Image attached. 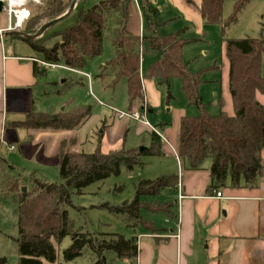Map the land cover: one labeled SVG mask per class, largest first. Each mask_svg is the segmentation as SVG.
Returning a JSON list of instances; mask_svg holds the SVG:
<instances>
[{
	"label": "trees",
	"instance_id": "obj_1",
	"mask_svg": "<svg viewBox=\"0 0 264 264\" xmlns=\"http://www.w3.org/2000/svg\"><path fill=\"white\" fill-rule=\"evenodd\" d=\"M41 13L30 17L21 32L34 35L44 24L64 15L72 0H41ZM132 0H100L89 9H80L73 26L61 32L50 33L48 28L38 39L26 40L37 59L47 65H59L71 70H82L87 61L101 55L102 42L109 18V10L118 11L115 34L110 37L114 55L107 63L115 71L110 83L115 86L120 78L126 79V97L129 109L140 102L146 109L142 94L144 78L157 81L169 89L170 81L180 80L181 91L188 106H195L199 114L182 116L179 120L177 157L186 163L188 170H201L209 165L210 188L216 190L228 181L231 187L249 186L263 175L260 154L264 150V104L256 94L264 95V77L261 66L264 61V22L258 38L244 37L228 39L225 30L236 24L238 15L250 0H234L227 18L222 16L224 0H201L200 14L207 25H218L221 31L223 55L228 62V92L233 114L224 111V102L217 101L219 113L211 115L205 111L200 96L201 72L192 73L188 63L182 59L183 47L193 40L182 39L179 33L159 35V22L147 3L142 5L147 34L135 37L128 33L129 6ZM190 2L189 0H187ZM79 0L77 1V3ZM48 37L59 38L52 45L45 44ZM145 57H155L147 71L141 74L140 64ZM36 77L45 74V67L33 65ZM99 78L104 79L103 71ZM171 95L167 92L166 100ZM90 108L74 107L56 114L27 113L23 120L11 123L15 128L71 131L80 127L89 117ZM162 123L155 126L161 127ZM101 139V136H99ZM98 139L92 153H71L73 146L61 142L59 145L60 183H49L31 176V190L23 196L19 191L17 202V264L71 263L87 257V264H110L113 260L136 264L138 245L136 237L117 233L83 231L77 228L69 213L64 209L72 205L73 192L82 194L89 185L111 176H119L124 168L132 170L139 157L163 155L161 138L150 133L148 148L110 150L104 153ZM3 163L2 159L0 161ZM177 176H161L153 180H140L134 185L132 201L120 205L103 203L99 209L122 216L126 227L142 226L152 233L160 231L151 221L141 216L142 211L150 214L162 213L171 217V202H160L157 198L162 188L175 189ZM16 184L8 190L16 192ZM117 190L121 191L122 187ZM77 209H80L79 207ZM69 237L70 244L60 249L62 241Z\"/></svg>",
	"mask_w": 264,
	"mask_h": 264
},
{
	"label": "rangeland",
	"instance_id": "obj_2",
	"mask_svg": "<svg viewBox=\"0 0 264 264\" xmlns=\"http://www.w3.org/2000/svg\"><path fill=\"white\" fill-rule=\"evenodd\" d=\"M97 1H86V4L83 5L84 9L91 8ZM43 4L41 0L28 2L27 7L30 9L31 18L41 13ZM232 4L233 0L224 1L222 6L223 18L230 15ZM79 9L80 7L76 8L68 18L50 27V33L61 32L73 26ZM108 16L100 56L88 60L85 67L82 70H76V72L65 69L61 64L55 67H45V74L37 78L38 85L31 109L36 113L56 114L59 111L61 112L63 107L66 110L73 106L89 107L90 115L85 121L86 123H83V125H86L85 128L83 127V131L78 132V136L74 133V130L64 131L70 133H65L66 135L60 139L58 136L53 135L56 134V131L39 129L37 131L51 132L50 136H44L43 134L37 137V132H31L29 134L33 135V139L23 136L17 142H12V150L7 145L0 150V161L1 159L3 161V163L0 162V264H17L18 261L17 245L15 243L18 221V192L23 187L25 188L24 195L30 192V178L32 175L49 183L61 182L56 157L59 146L58 142L54 144V141L60 140V143L65 142L67 145H72L71 141L73 140L75 143H73L71 153H92L97 146L99 136L102 137L100 146L103 152L122 147L125 149L134 148L138 151L140 148H148L150 146L151 128L157 125L154 124L153 119L157 118V121H159L162 117L170 122L174 119V111L168 113L165 107L167 92L171 95L168 103L175 111L184 110V116L199 114L197 107L187 105L181 91L179 79L171 80L168 89L165 85H157L156 80L144 78V81H152L155 91L159 93V107L151 108V113H147L146 110L145 119L150 126L145 127L142 122L117 119V114L128 110L129 107L126 97V79L120 78L115 86H111L110 83L115 78V71L110 67L105 69L114 55L110 37L115 34V22L119 17V13L112 8L109 10ZM260 22H264V0H250L238 15L236 24L226 28L225 37L228 39L246 36L258 38L261 30ZM141 26V35H146L148 32L145 24ZM193 30L194 27L187 32V35L194 40L184 48L182 57L184 62L188 63L190 72H201L200 96L205 111L211 115H217L219 108L215 106V102L218 96H221L224 102V111L228 115H232L233 107L228 92V62L223 55L220 27L218 25H203V36L196 32V29ZM160 31L161 33H170L172 29L169 30L166 27ZM4 39L6 46L13 42L12 44L16 47L18 54L35 55L21 39L11 36H6ZM58 40L59 38L48 37L45 44L52 45ZM146 63V60L141 63V69L144 73ZM102 71L105 75L103 80L98 77ZM262 72L264 74V61ZM256 96L257 101L260 102L262 95L257 93ZM70 101L71 105L68 104ZM133 108L143 112L140 102L135 104ZM145 128L149 131L146 132ZM18 130L26 132L23 128ZM81 134L85 136V141L81 140ZM78 138L82 143L77 144ZM48 150L52 153L49 157H45ZM155 160H158V158L141 155L139 157L141 165H135L132 170L128 171L123 168L119 176H111L103 181L93 183L84 188L82 194L77 195L73 192L72 205H66L64 209L69 213L75 226L88 232L123 235V231L127 228L124 218L99 209L98 206L106 202L116 206L125 201H132L135 195L134 185L138 181L161 177V171L159 166L154 163ZM167 162L169 165H173L172 160ZM10 183L17 185L16 192L8 190ZM119 187H122L121 191L117 190ZM173 197L174 193L171 190L162 188L157 198L171 200ZM78 207L80 209H77ZM141 216L159 227L165 226L164 221L167 218L165 214H150L146 211H142ZM69 244L70 238L67 237L62 241L60 249L66 248ZM87 263H89V260L84 256V258L76 259L71 263L59 262L57 264ZM110 264L121 263L115 261L110 262Z\"/></svg>",
	"mask_w": 264,
	"mask_h": 264
},
{
	"label": "crops",
	"instance_id": "obj_3",
	"mask_svg": "<svg viewBox=\"0 0 264 264\" xmlns=\"http://www.w3.org/2000/svg\"><path fill=\"white\" fill-rule=\"evenodd\" d=\"M86 1L88 0H79L75 9L84 8L83 5L86 4ZM94 1L96 2V0ZM189 1L132 0L128 10L129 22L126 25L128 33L132 32L131 35L135 37L143 36L141 35V25L145 24V18L142 13V5L147 3L149 9L154 11V17L160 24L159 35L179 33L182 39L194 40L187 35V32L194 27V30L196 29V32L203 36L202 27L206 24L200 14L201 0ZM261 24L262 22L259 23L260 29ZM8 26L9 18L3 10L0 13V33L2 34L0 37V150L5 145L10 149L13 147L12 142H17L23 136L33 139V135L29 134L31 132H37V137L43 134L50 136L51 134L46 131L25 129V135L24 132L18 130L19 128L11 126V123L20 121L27 113L34 112L31 107L35 99L37 78L39 77L34 75L33 65L37 64L38 68H41L42 65L36 55L18 54L13 42L6 46L4 39L6 36L3 34L8 33ZM166 27L169 30L171 28L172 31L161 33L160 30ZM187 45L183 47V51ZM154 59L155 57H145L141 60V63L143 60L147 61L145 73ZM107 68L105 67V69ZM67 70L76 72L71 69ZM140 71L145 75L141 64ZM261 75L264 77L262 66ZM142 87L148 111L146 112L151 113V108L159 107V93L155 91L152 81L143 80ZM220 98L222 97L218 96L215 102L216 107H218L217 101ZM259 103L264 104V95L261 96ZM68 104L71 105V101ZM74 107L76 106L69 107V109ZM165 107L168 113L174 111L175 116L172 122L162 117L159 121L157 118L153 119L154 124H163L158 128L154 126L162 141L163 155L152 158H158L154 163L159 166L161 176L176 175L178 183L175 189H169L174 193L171 200L158 198L153 200L171 202L172 216L166 218L165 226L162 227L151 221L154 226L160 229L156 233L147 231L140 225L125 228L122 233L124 236L137 239L136 264H264V150L260 154L263 175L254 184L234 188L226 181L224 185L213 190L210 188L208 163H205L201 170L191 171L188 170L187 164L181 163L177 157L179 120L185 115V111H175L168 100L165 102ZM64 110L65 107L61 109V111ZM83 127L85 128L86 125L78 127L74 133L78 136V132L83 131ZM145 130L149 131L147 128ZM55 133L53 135L61 139L66 135L65 133L70 132L56 131ZM81 136V140L85 141V136L82 134ZM81 140L78 138L77 144L82 143ZM57 142L59 146L60 140L54 141V144ZM51 153L48 150L45 157H49ZM56 157L59 167V147ZM168 160H172L173 165H169ZM216 192H220L221 196L217 197ZM115 261L119 260L112 262ZM119 262L128 264L125 261Z\"/></svg>",
	"mask_w": 264,
	"mask_h": 264
},
{
	"label": "built area",
	"instance_id": "obj_4",
	"mask_svg": "<svg viewBox=\"0 0 264 264\" xmlns=\"http://www.w3.org/2000/svg\"><path fill=\"white\" fill-rule=\"evenodd\" d=\"M29 1H37V0H4L5 3L4 11L6 12L9 18V26L7 28L8 32H15V31L17 32L22 30V27L24 26L26 21L30 18V10L27 7ZM41 65L44 67H55V65H47L44 64L43 62H41ZM145 118H146V109H143V112H140L135 108H130L126 111L119 112L117 114L118 120L127 119L129 121L142 122L143 125L149 127L150 124ZM151 129L152 132L158 134L157 130L154 127H152ZM12 149L13 147H10V150ZM216 196L220 197L221 193L216 192Z\"/></svg>",
	"mask_w": 264,
	"mask_h": 264
},
{
	"label": "water",
	"instance_id": "obj_5",
	"mask_svg": "<svg viewBox=\"0 0 264 264\" xmlns=\"http://www.w3.org/2000/svg\"><path fill=\"white\" fill-rule=\"evenodd\" d=\"M76 3H77V0H72V1H71V4H70V6H69V8H68V10H67V12H66L64 15H62L61 17H59V18H57V19H55V20H52V21H50V22L44 24L43 26H41V27L39 28V30L36 32V34H34V35H32V36H30V35H25V34H23V33L20 32V31H17V32H16V31H15V32H8V33H6V34H3V36L16 35V36H19V37H21V38H23V39H26V40H36V39H38V38H39V37H40V36H41V35H42V34H43L48 28L52 27L53 25H55V24L61 22L62 20L66 19L68 16H70V15L73 13L74 9H75ZM4 8H5V3L3 2V0H0V13L3 12ZM1 36H2V34H0V37H1ZM142 149H144V148H140L139 151H142ZM21 192L23 193V196H24V193H25V188H24V187L21 188Z\"/></svg>",
	"mask_w": 264,
	"mask_h": 264
}]
</instances>
